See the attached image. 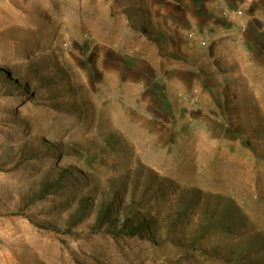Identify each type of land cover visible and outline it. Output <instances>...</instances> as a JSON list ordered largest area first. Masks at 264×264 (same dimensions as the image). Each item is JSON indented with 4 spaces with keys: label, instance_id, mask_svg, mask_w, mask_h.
<instances>
[{
    "label": "rangeland",
    "instance_id": "obj_1",
    "mask_svg": "<svg viewBox=\"0 0 264 264\" xmlns=\"http://www.w3.org/2000/svg\"><path fill=\"white\" fill-rule=\"evenodd\" d=\"M0 264H264V0H0Z\"/></svg>",
    "mask_w": 264,
    "mask_h": 264
}]
</instances>
